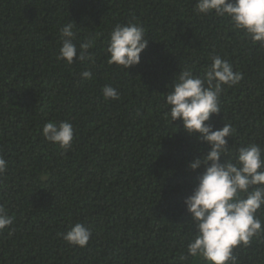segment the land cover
I'll return each mask as SVG.
<instances>
[{"label": "trees", "instance_id": "obj_1", "mask_svg": "<svg viewBox=\"0 0 264 264\" xmlns=\"http://www.w3.org/2000/svg\"><path fill=\"white\" fill-rule=\"evenodd\" d=\"M196 0H0V204L15 216L0 234V264H205L186 254L191 220L183 203L202 169L188 163L208 145L164 118L165 93L185 68L201 74L219 55L243 74L226 88L213 130L231 123L233 149L264 144V48L227 19L201 16ZM139 22L149 36L138 65L107 63L116 23ZM76 23L95 39V63L57 59L59 28ZM90 70L91 80L80 72ZM115 87L118 100L102 88ZM73 125V146L47 142L49 121ZM264 220V212L258 213ZM82 222L89 244L58 233ZM239 264H264V236L237 250ZM181 257H184L181 259Z\"/></svg>", "mask_w": 264, "mask_h": 264}, {"label": "clouds", "instance_id": "obj_2", "mask_svg": "<svg viewBox=\"0 0 264 264\" xmlns=\"http://www.w3.org/2000/svg\"><path fill=\"white\" fill-rule=\"evenodd\" d=\"M194 11L201 16L227 19L235 31L264 48V0H196ZM76 26L68 22L59 28L57 59L67 65L77 60L94 64L90 50L95 47V39L78 41ZM148 38L139 22L116 23L106 38L107 63L127 71L138 65ZM209 60L201 74L185 68L166 85L164 118L181 121L188 136L198 134L197 140L208 145V151L187 166L192 172L203 170L183 201L191 216L187 256L205 264H239L237 250L264 236V220L258 215L264 212V144L253 140L233 149L226 140L235 135L231 123L223 122L222 128L213 130L210 121L214 114L221 113L222 94L226 88L239 85L243 74L219 55H210ZM79 75L83 80L92 79L90 70ZM101 91L105 99H119L117 89L111 85ZM41 134L47 142L68 151L73 146L75 130L69 122L53 120L43 125ZM7 170L8 162L0 155V177ZM14 222L15 216L0 204V234L7 230L11 235ZM58 235L67 244L84 248L92 229L76 222Z\"/></svg>", "mask_w": 264, "mask_h": 264}]
</instances>
